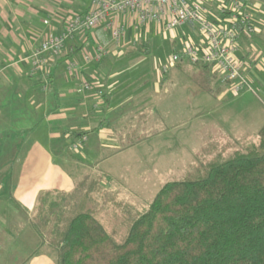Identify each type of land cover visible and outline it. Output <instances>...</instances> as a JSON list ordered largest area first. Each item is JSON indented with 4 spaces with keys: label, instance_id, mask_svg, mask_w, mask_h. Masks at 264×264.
<instances>
[{
    "label": "crops",
    "instance_id": "obj_1",
    "mask_svg": "<svg viewBox=\"0 0 264 264\" xmlns=\"http://www.w3.org/2000/svg\"><path fill=\"white\" fill-rule=\"evenodd\" d=\"M88 8L89 0H0V264L28 251L21 264H53L39 251L41 238L30 223L38 195L48 189L71 191L91 174L98 182L113 179V158L131 148L127 138L144 117L137 111L151 110L161 95L178 86L166 70L157 77L137 72L149 52L143 54L135 45L153 27L156 32L162 27L138 25L128 13L112 17L124 27L119 42L112 40L104 21L66 38L63 49L49 58L47 75L33 70L30 55L47 33L61 31L68 15ZM259 8L257 19L264 15V6ZM188 35L185 31L182 38ZM170 38L173 49H180L183 39L178 42L175 33ZM97 46L103 48L102 58L84 63L81 55ZM236 55L249 76L250 67L264 61V31L242 35ZM68 61H75L73 71H68ZM167 65L170 72L199 74V67L186 60H168ZM83 80L93 87L80 90ZM75 134L86 135L79 159L69 147ZM81 168L88 171L77 175ZM13 243L23 251L16 252Z\"/></svg>",
    "mask_w": 264,
    "mask_h": 264
},
{
    "label": "trees",
    "instance_id": "obj_2",
    "mask_svg": "<svg viewBox=\"0 0 264 264\" xmlns=\"http://www.w3.org/2000/svg\"><path fill=\"white\" fill-rule=\"evenodd\" d=\"M135 48L146 54L149 43ZM195 65L200 86L210 92L206 73L217 74ZM257 136L195 178L163 183L120 240L86 205L89 177L68 192L42 191L31 226L55 264H264V122Z\"/></svg>",
    "mask_w": 264,
    "mask_h": 264
},
{
    "label": "rangeland",
    "instance_id": "obj_3",
    "mask_svg": "<svg viewBox=\"0 0 264 264\" xmlns=\"http://www.w3.org/2000/svg\"><path fill=\"white\" fill-rule=\"evenodd\" d=\"M246 1L256 11H260V4L264 6V0ZM256 28L264 31V15H259ZM159 29L156 32L153 27L152 34L139 38L147 39L149 53L137 72H147L152 77L162 75V66L171 57V35L179 36V42L183 32H192L187 24ZM194 74L192 70L170 72L167 68L166 76L172 75L178 86L161 95L151 110L137 111L136 115L144 117L132 130L130 139L125 137L131 140V148L113 158L116 172L113 179L104 177V182H98L95 175L88 176L91 183H87L91 185L85 188L89 196L86 205L118 240L123 238L130 222L147 209L163 183L195 178L204 173L209 162L257 142V131L264 122V61L260 59L250 67L247 74L250 88L239 92L231 91L222 74L212 78L206 73L212 86L208 92L200 86L196 77L199 74ZM72 154L80 158L78 150ZM84 171L88 169H79L77 175ZM40 241L37 247L54 264L55 254L49 251L44 239ZM12 247L16 252L23 251L18 244L13 243ZM28 252L14 255L9 264H21Z\"/></svg>",
    "mask_w": 264,
    "mask_h": 264
},
{
    "label": "built area",
    "instance_id": "obj_4",
    "mask_svg": "<svg viewBox=\"0 0 264 264\" xmlns=\"http://www.w3.org/2000/svg\"><path fill=\"white\" fill-rule=\"evenodd\" d=\"M208 1L214 5L207 7L202 0H89L87 11L71 13L61 31L47 33L30 55L32 69L47 75L49 58L63 49L66 38L104 21L108 22L112 40L119 42L124 27L112 17L128 13L135 16L138 25L156 24L169 30L189 25L192 32L182 38V46L172 52L169 64L186 60L194 65H209L216 74L225 77L232 92L250 88L245 65L236 54L240 37L257 32L256 11L246 0ZM103 54V48L97 46L92 53H83L81 58L87 63L100 60ZM167 66H162L163 71ZM75 67V61L67 62L68 71ZM92 87L90 81L83 80L80 90L88 91ZM97 94L102 95L103 91L97 89ZM85 139L84 134L75 138L70 143L71 149L78 150Z\"/></svg>",
    "mask_w": 264,
    "mask_h": 264
}]
</instances>
